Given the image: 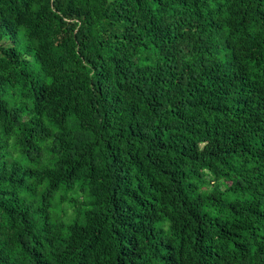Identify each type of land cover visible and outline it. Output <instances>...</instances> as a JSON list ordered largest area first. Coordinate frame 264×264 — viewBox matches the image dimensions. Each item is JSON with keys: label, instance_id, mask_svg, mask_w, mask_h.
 <instances>
[{"label": "trees", "instance_id": "16d2710c", "mask_svg": "<svg viewBox=\"0 0 264 264\" xmlns=\"http://www.w3.org/2000/svg\"><path fill=\"white\" fill-rule=\"evenodd\" d=\"M0 264H264V0H0Z\"/></svg>", "mask_w": 264, "mask_h": 264}]
</instances>
